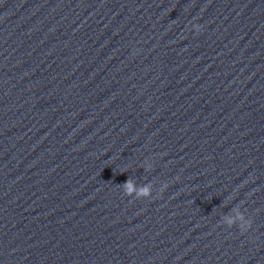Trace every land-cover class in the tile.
<instances>
[{"label":"water","instance_id":"1","mask_svg":"<svg viewBox=\"0 0 264 264\" xmlns=\"http://www.w3.org/2000/svg\"><path fill=\"white\" fill-rule=\"evenodd\" d=\"M0 264H264V0H0Z\"/></svg>","mask_w":264,"mask_h":264},{"label":"clouds","instance_id":"2","mask_svg":"<svg viewBox=\"0 0 264 264\" xmlns=\"http://www.w3.org/2000/svg\"><path fill=\"white\" fill-rule=\"evenodd\" d=\"M131 182L126 184L124 187L127 189L130 186ZM132 190L139 196L143 192H149L150 189H136L134 185H131ZM225 223L229 226L238 225L241 232L246 231L250 227V222L245 219V216L240 213L239 210H235L233 216L226 217Z\"/></svg>","mask_w":264,"mask_h":264}]
</instances>
